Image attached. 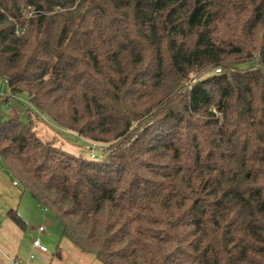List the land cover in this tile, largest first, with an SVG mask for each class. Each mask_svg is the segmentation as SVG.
<instances>
[{
  "label": "trees",
  "instance_id": "16d2710c",
  "mask_svg": "<svg viewBox=\"0 0 264 264\" xmlns=\"http://www.w3.org/2000/svg\"><path fill=\"white\" fill-rule=\"evenodd\" d=\"M2 82L28 108L0 117L1 165L81 251L264 264V0H0Z\"/></svg>",
  "mask_w": 264,
  "mask_h": 264
},
{
  "label": "crops",
  "instance_id": "0c3cea01",
  "mask_svg": "<svg viewBox=\"0 0 264 264\" xmlns=\"http://www.w3.org/2000/svg\"><path fill=\"white\" fill-rule=\"evenodd\" d=\"M13 182L0 160V264H24L31 255L32 264H102L94 254L81 251L63 238L54 214ZM10 210L23 219L25 229L9 218ZM40 227H45V231L40 232ZM35 240H40L48 252L36 249Z\"/></svg>",
  "mask_w": 264,
  "mask_h": 264
},
{
  "label": "rangeland",
  "instance_id": "374dc122",
  "mask_svg": "<svg viewBox=\"0 0 264 264\" xmlns=\"http://www.w3.org/2000/svg\"><path fill=\"white\" fill-rule=\"evenodd\" d=\"M23 103L28 108V99L26 96L22 95L19 99H16L11 96L6 83H0V117L3 115L9 118H20V116L24 118L27 109ZM33 119L37 134L43 141H51L69 153L90 157V148L95 147L99 150L101 156H104L108 148L107 145L90 142L72 132H67L59 128L45 116H34Z\"/></svg>",
  "mask_w": 264,
  "mask_h": 264
},
{
  "label": "built area",
  "instance_id": "2783aa9c",
  "mask_svg": "<svg viewBox=\"0 0 264 264\" xmlns=\"http://www.w3.org/2000/svg\"><path fill=\"white\" fill-rule=\"evenodd\" d=\"M90 157L92 159H101L103 156H101L99 150L94 147V148H90ZM13 184L15 186H18V182L16 180H14ZM39 231L44 232L45 227H40ZM33 244L34 247L36 249H39L41 252H48V248L45 245H43L40 240H35ZM33 259H34V255H31L29 259L26 262H24V264H32ZM14 264H18V263L15 262Z\"/></svg>",
  "mask_w": 264,
  "mask_h": 264
}]
</instances>
